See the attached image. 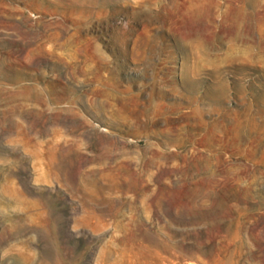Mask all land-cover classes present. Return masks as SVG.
I'll return each instance as SVG.
<instances>
[{
	"label": "rangeland",
	"instance_id": "374dc122",
	"mask_svg": "<svg viewBox=\"0 0 264 264\" xmlns=\"http://www.w3.org/2000/svg\"><path fill=\"white\" fill-rule=\"evenodd\" d=\"M0 264H264V0H0Z\"/></svg>",
	"mask_w": 264,
	"mask_h": 264
}]
</instances>
